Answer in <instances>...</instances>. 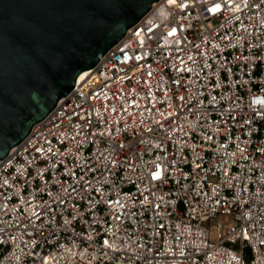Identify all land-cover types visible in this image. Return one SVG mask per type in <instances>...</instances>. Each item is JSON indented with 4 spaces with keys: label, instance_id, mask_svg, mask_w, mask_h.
Here are the masks:
<instances>
[{
    "label": "built area",
    "instance_id": "built-area-1",
    "mask_svg": "<svg viewBox=\"0 0 264 264\" xmlns=\"http://www.w3.org/2000/svg\"><path fill=\"white\" fill-rule=\"evenodd\" d=\"M99 57L0 159V264H264V0H159Z\"/></svg>",
    "mask_w": 264,
    "mask_h": 264
},
{
    "label": "water",
    "instance_id": "water-1",
    "mask_svg": "<svg viewBox=\"0 0 264 264\" xmlns=\"http://www.w3.org/2000/svg\"><path fill=\"white\" fill-rule=\"evenodd\" d=\"M159 0H0V159Z\"/></svg>",
    "mask_w": 264,
    "mask_h": 264
},
{
    "label": "rangeland",
    "instance_id": "rangeland-1",
    "mask_svg": "<svg viewBox=\"0 0 264 264\" xmlns=\"http://www.w3.org/2000/svg\"><path fill=\"white\" fill-rule=\"evenodd\" d=\"M216 220H220V221H222V222H224V223H226V222L229 221V219H228L227 217H225V216H220V217H218L217 219H215L214 221H212V223H215Z\"/></svg>",
    "mask_w": 264,
    "mask_h": 264
},
{
    "label": "bare ground",
    "instance_id": "bare-ground-1",
    "mask_svg": "<svg viewBox=\"0 0 264 264\" xmlns=\"http://www.w3.org/2000/svg\"><path fill=\"white\" fill-rule=\"evenodd\" d=\"M86 70L80 75V79H82L86 75Z\"/></svg>",
    "mask_w": 264,
    "mask_h": 264
}]
</instances>
